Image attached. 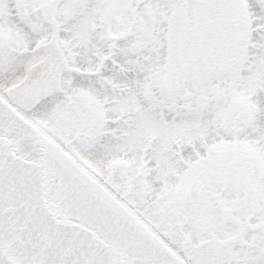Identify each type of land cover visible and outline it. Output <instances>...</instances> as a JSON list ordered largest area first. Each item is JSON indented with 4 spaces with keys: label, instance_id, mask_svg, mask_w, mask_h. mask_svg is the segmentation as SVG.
I'll return each mask as SVG.
<instances>
[{
    "label": "snow or ice",
    "instance_id": "snow-or-ice-1",
    "mask_svg": "<svg viewBox=\"0 0 264 264\" xmlns=\"http://www.w3.org/2000/svg\"><path fill=\"white\" fill-rule=\"evenodd\" d=\"M0 264H264V0H0Z\"/></svg>",
    "mask_w": 264,
    "mask_h": 264
}]
</instances>
